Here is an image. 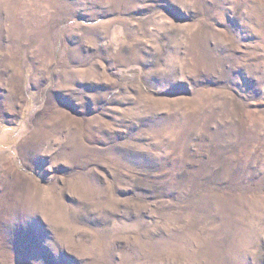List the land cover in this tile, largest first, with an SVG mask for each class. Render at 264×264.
I'll list each match as a JSON object with an SVG mask.
<instances>
[{"label": "rangeland", "instance_id": "374dc122", "mask_svg": "<svg viewBox=\"0 0 264 264\" xmlns=\"http://www.w3.org/2000/svg\"><path fill=\"white\" fill-rule=\"evenodd\" d=\"M0 264H264V0H0Z\"/></svg>", "mask_w": 264, "mask_h": 264}]
</instances>
